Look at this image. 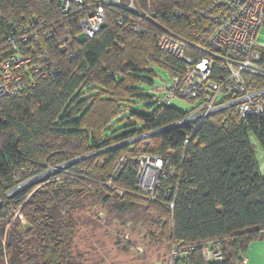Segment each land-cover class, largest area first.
<instances>
[{
	"label": "trees",
	"instance_id": "obj_1",
	"mask_svg": "<svg viewBox=\"0 0 264 264\" xmlns=\"http://www.w3.org/2000/svg\"><path fill=\"white\" fill-rule=\"evenodd\" d=\"M207 1L150 0L154 23H141L146 29L142 34L117 24L119 18L137 20L136 15L108 7L99 34L65 47L58 43L66 29L72 35L79 33L84 8L73 7L64 15L50 0H0L1 48L13 22L35 18L52 33L37 45L48 55L47 75L25 77L18 98L0 99V264H75L74 226L56 221L55 204L61 194L67 200L98 194L106 201L115 198L123 205L144 206L158 215L164 228L169 220L170 243L194 248L176 264L243 261L250 244L264 237V174L248 139L253 134L264 151V118L240 121L226 118L224 112L210 115L186 147L188 127L122 144L186 116L187 112L159 104L154 93H142L139 87L153 86L150 66L170 77L184 76L182 62L158 50L159 27L189 39L187 16ZM68 52L74 60L66 59ZM261 54L264 67V49ZM52 64L56 73L50 70ZM136 103L140 109L133 108L127 115L131 129L107 137L109 124ZM184 149L185 159L171 182L177 186L171 220L164 205L148 203L134 190L135 159L145 152L172 153L176 165ZM121 158L125 162L115 171ZM46 169L61 170L50 174L44 185L39 182L14 191L18 173ZM14 209L25 224L15 218ZM216 242L223 259L206 263L201 248Z\"/></svg>",
	"mask_w": 264,
	"mask_h": 264
},
{
	"label": "built area",
	"instance_id": "obj_2",
	"mask_svg": "<svg viewBox=\"0 0 264 264\" xmlns=\"http://www.w3.org/2000/svg\"><path fill=\"white\" fill-rule=\"evenodd\" d=\"M55 2L60 13L66 15L73 7L84 8L85 14L78 21L77 35L66 29L58 45L70 47L79 43L81 37L93 38L99 34L106 22L105 11L108 7L118 8L137 16V20L123 18L117 20L133 34L145 33L141 23L152 22L150 0H50ZM143 5L147 7L145 10ZM174 15L180 17L175 11ZM190 38L185 39L175 33L159 27L158 50L164 55L182 62L184 76L171 77V85L155 89L156 101L168 105L173 99H184L192 103L190 111L180 121L155 130L142 137L127 140L122 144H131L137 140L167 130L188 127L190 135L184 140L186 147L195 136L203 121L210 115L224 112L228 119L243 121L247 118H264V67L261 50L264 44L257 41V35L264 28V0H209L194 9L187 16ZM52 33L45 31L37 19L25 23L10 24L0 47V99H15L21 94L25 77H45L48 55L39 51L37 45L41 38H51ZM72 52L66 59L74 60ZM51 72H57L52 64ZM35 82L30 81V86ZM185 149L178 163L173 164L172 153L159 156L153 152L141 153L136 159L137 172L134 190L146 202L164 205L171 213L175 207L177 186L171 182L176 178L178 167L185 159ZM121 158L115 171L123 165ZM14 182L17 185L18 180ZM110 187V184H107ZM19 190L16 187L14 191ZM13 191V192H14ZM119 196L122 192L116 191ZM11 194V193H10ZM9 194V195H10ZM8 196V194H7ZM25 224L19 212L15 213ZM194 248H183L172 242L167 264H176L179 258ZM201 255L206 263L220 262L223 259L221 245H204Z\"/></svg>",
	"mask_w": 264,
	"mask_h": 264
},
{
	"label": "rangeland",
	"instance_id": "obj_3",
	"mask_svg": "<svg viewBox=\"0 0 264 264\" xmlns=\"http://www.w3.org/2000/svg\"><path fill=\"white\" fill-rule=\"evenodd\" d=\"M257 41L264 44V28L259 30ZM150 69L154 74L153 86L139 87L140 92L152 95L154 88L160 92L171 85V77L166 71L156 66H150ZM191 106L192 103L179 98L168 104V107L183 112L190 111ZM133 108L140 109V105L136 103L124 108L106 129L107 137L120 136L131 129L127 115ZM248 139L255 148L259 170L264 174V151L253 134H249ZM57 170L61 169L18 173L17 187L20 190L39 182L44 185L50 174ZM55 207L56 221H68L74 226L72 259L75 264H167L171 245L167 239L169 220L164 228L158 215L148 213L144 206L123 205L115 198L106 201L105 196L98 194H80L71 200L61 194ZM226 252L230 253L229 248ZM242 260H233V264H264V237L250 244Z\"/></svg>",
	"mask_w": 264,
	"mask_h": 264
}]
</instances>
